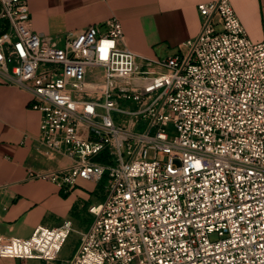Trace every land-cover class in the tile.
<instances>
[{
  "label": "built area",
  "instance_id": "built-area-1",
  "mask_svg": "<svg viewBox=\"0 0 264 264\" xmlns=\"http://www.w3.org/2000/svg\"><path fill=\"white\" fill-rule=\"evenodd\" d=\"M202 30L168 57L126 45L112 18L62 44L32 29L28 0H0V75L42 114L33 150L67 158L30 179L102 186L93 222L0 238L29 264H264V40L230 0L198 5ZM76 252L62 258L69 237ZM218 233L219 240L210 235Z\"/></svg>",
  "mask_w": 264,
  "mask_h": 264
},
{
  "label": "crops",
  "instance_id": "crops-1",
  "mask_svg": "<svg viewBox=\"0 0 264 264\" xmlns=\"http://www.w3.org/2000/svg\"><path fill=\"white\" fill-rule=\"evenodd\" d=\"M32 29L62 44L70 31L112 18L121 21L126 45L146 57H168L202 30L198 5L216 0H28ZM255 42L264 40V0H230ZM2 22H0V32ZM0 75V238H28L38 226L58 227L71 220L78 232L93 222L89 207L103 199L102 186L80 180L62 192L45 179H30V169L47 172L70 164L33 150L42 114L31 108L32 94L4 83ZM77 234V233H76ZM79 236V234H77ZM0 264H23L0 258ZM29 264H43L31 260Z\"/></svg>",
  "mask_w": 264,
  "mask_h": 264
},
{
  "label": "rangeland",
  "instance_id": "rangeland-1",
  "mask_svg": "<svg viewBox=\"0 0 264 264\" xmlns=\"http://www.w3.org/2000/svg\"><path fill=\"white\" fill-rule=\"evenodd\" d=\"M210 238L213 241H215V240H219L220 237L218 233H213L210 235ZM78 241H79V236L76 233H73L67 240L66 244L64 245L63 250L61 252V257L62 258L71 257L76 252Z\"/></svg>",
  "mask_w": 264,
  "mask_h": 264
}]
</instances>
